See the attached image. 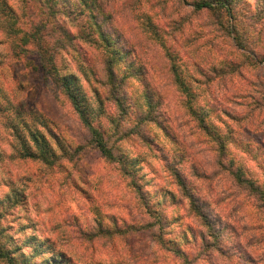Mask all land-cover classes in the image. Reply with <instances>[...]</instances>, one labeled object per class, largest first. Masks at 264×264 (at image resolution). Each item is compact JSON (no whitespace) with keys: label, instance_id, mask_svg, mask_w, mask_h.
<instances>
[{"label":"rangeland","instance_id":"1","mask_svg":"<svg viewBox=\"0 0 264 264\" xmlns=\"http://www.w3.org/2000/svg\"><path fill=\"white\" fill-rule=\"evenodd\" d=\"M98 1L143 72L144 87L131 84L130 101L146 108L144 89L160 94V122L119 144L135 162L139 188L85 148L90 133L70 101L18 55L14 30L40 23L41 0H0L2 243L31 264H264V0H233L234 16L223 7L197 11L195 0ZM66 2L74 11L73 45L57 54L58 67L109 130L119 111L98 82L105 50L87 17ZM187 100L226 139V166ZM30 127L56 145L53 165L23 156ZM56 140L70 148L68 158ZM238 168L259 192L237 181Z\"/></svg>","mask_w":264,"mask_h":264},{"label":"trees","instance_id":"2","mask_svg":"<svg viewBox=\"0 0 264 264\" xmlns=\"http://www.w3.org/2000/svg\"><path fill=\"white\" fill-rule=\"evenodd\" d=\"M72 1L71 4L80 10V14L87 17L90 28L97 35L106 53L104 59L105 67L102 77L98 82L107 92L106 100H111L114 104H117L119 111V115L111 119V123L113 124L111 129L105 130L102 125L96 124L95 117L92 113L93 111L87 105V98L76 84V80L72 76L63 74L58 67L57 54L67 48V41H70V45H73V36L69 28H71V22L74 21V11L67 5L66 0H41L43 16L40 23L31 27V29L20 26L16 28V31L14 30L16 32L15 35L17 34V38L19 39L15 45L18 49V55L26 58L27 68L41 71L45 79L60 90L70 101L83 126L90 133V139L87 141L85 148L90 147L98 150L108 163L114 165L121 175L130 181V186L139 188L136 181L135 162L119 151V144L127 135L139 134L141 136V131L144 132L143 129H146L149 122H157V124L160 122L157 110L159 109V113L164 114L162 113V104L155 100V97L160 99V94L157 90H153V94L148 95L146 92L149 89H144L146 108L143 107V103L137 98L135 101H130L131 97L129 94L131 92L129 88L131 84L135 85L139 83L143 87L144 85L143 79L141 78V75H143L142 70L140 67H137L135 61L129 58V54L132 52L129 47V50L124 47L125 44L127 45V42L118 35L115 29H112L109 24L110 17L104 12V7L98 0ZM193 2L195 10L197 11L204 9L217 10L219 7H223L228 14L234 16L233 0H195ZM30 54H34L39 58L38 63H36L35 58H28ZM132 55H135V53H132ZM171 71L175 76L179 88L190 96L189 89L181 80L180 76H178L174 63L171 64ZM90 74L88 76L91 78L95 76ZM95 79L97 78L95 77ZM95 93L100 98L98 89L95 90ZM132 95L135 96L136 93H132ZM100 102L102 103L103 101H99V104ZM185 105L197 120L198 125L209 136L213 137L218 144V151L220 153L219 164L226 166L225 161L228 157L226 139L221 134L213 131L212 126L208 123L206 114H204L205 112L197 109L192 100H187ZM96 116L98 115L96 114ZM131 116L136 117L135 123H132L128 129L124 128L122 122L127 121V118ZM43 127L48 129L46 124H43ZM28 131L29 141H24L21 146L23 156L41 160L47 165H53L59 159L58 152L55 149L56 145H53L52 140L46 137L40 130L30 127ZM143 132L142 135L144 134ZM59 142L56 140L55 144L57 143L58 147L61 150L63 149L62 157L68 158L71 154L70 148L64 143L60 146ZM81 149H84V147H81ZM230 162L232 161H229V165ZM234 174L238 182L259 192L258 188L245 177L241 168H238ZM261 198L264 199L262 192ZM158 223L160 224L161 230L162 222L158 221ZM157 238L162 243V235L159 234ZM0 259L7 261L8 264H31L27 258L17 257L16 251L10 249V247H6L2 243L1 237ZM57 264L67 263L62 261Z\"/></svg>","mask_w":264,"mask_h":264}]
</instances>
